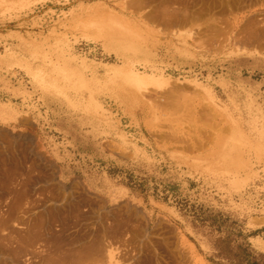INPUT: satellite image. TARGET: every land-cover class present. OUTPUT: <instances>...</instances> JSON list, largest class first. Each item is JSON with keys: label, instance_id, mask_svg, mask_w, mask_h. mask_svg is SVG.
<instances>
[{"label": "rangeland", "instance_id": "1", "mask_svg": "<svg viewBox=\"0 0 264 264\" xmlns=\"http://www.w3.org/2000/svg\"><path fill=\"white\" fill-rule=\"evenodd\" d=\"M226 236L264 253V0H0V264Z\"/></svg>", "mask_w": 264, "mask_h": 264}, {"label": "trees", "instance_id": "2", "mask_svg": "<svg viewBox=\"0 0 264 264\" xmlns=\"http://www.w3.org/2000/svg\"><path fill=\"white\" fill-rule=\"evenodd\" d=\"M215 248L218 255L228 259L227 264H264V253L256 251L246 242L233 245L229 236L220 237Z\"/></svg>", "mask_w": 264, "mask_h": 264}, {"label": "crops", "instance_id": "3", "mask_svg": "<svg viewBox=\"0 0 264 264\" xmlns=\"http://www.w3.org/2000/svg\"><path fill=\"white\" fill-rule=\"evenodd\" d=\"M115 193V192H112V194Z\"/></svg>", "mask_w": 264, "mask_h": 264}]
</instances>
